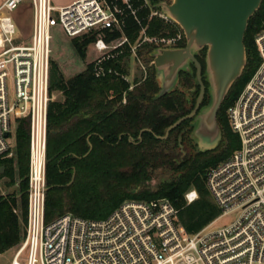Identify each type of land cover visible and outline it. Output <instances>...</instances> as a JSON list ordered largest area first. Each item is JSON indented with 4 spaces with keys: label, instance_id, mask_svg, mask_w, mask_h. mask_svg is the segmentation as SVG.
<instances>
[{
    "label": "built area",
    "instance_id": "built-area-1",
    "mask_svg": "<svg viewBox=\"0 0 264 264\" xmlns=\"http://www.w3.org/2000/svg\"><path fill=\"white\" fill-rule=\"evenodd\" d=\"M25 1L0 4V160L14 155L17 120L30 123L26 235L11 264H264V28L255 37L261 63L228 111L240 147L206 175L222 209L220 217L238 211L235 221L224 226L213 221L191 233L180 220V210L163 197L128 199L103 219L66 213L47 222L48 109L54 100L51 28L61 24L71 38L97 32L93 74L121 77L131 83L130 89L136 83L110 62L127 56L141 73V82L153 64L143 61L146 46H176L184 34H148L145 20L173 22L151 0H73L60 6L52 0H30L33 28L30 39L23 41L11 13ZM130 22L139 28L134 41L128 34ZM198 197L196 189L185 194L188 204Z\"/></svg>",
    "mask_w": 264,
    "mask_h": 264
},
{
    "label": "trees",
    "instance_id": "trees-1",
    "mask_svg": "<svg viewBox=\"0 0 264 264\" xmlns=\"http://www.w3.org/2000/svg\"><path fill=\"white\" fill-rule=\"evenodd\" d=\"M151 1L156 4L159 0ZM148 12L149 9L141 15L146 16ZM144 23L151 36L172 37L179 31L183 33L175 22L160 17ZM263 28L264 0L246 31L247 65L218 111L222 133L219 144L208 150L192 148L184 157L176 145L170 146L167 140L158 137L176 119H168L165 114L168 107L175 109V97L170 99L167 93L156 97L161 87L154 64L149 66L148 76L141 82L137 77L130 89L131 83L121 77H96L92 62L84 71L65 77L58 63L51 59L50 91L60 92L62 98L52 100L48 109L46 221L66 213L103 219L128 199L163 197L180 210V220L191 233L220 217L222 209L208 189L206 175L211 167L240 147V138L231 128L228 111L261 63L255 37ZM138 30L130 22L128 34L132 41ZM96 38L97 32H91L73 38V42L86 57L89 45ZM179 45H186L185 35ZM154 48L147 45L143 51L147 63L153 60ZM206 51L204 48L197 55L203 71ZM127 59L122 55L110 64L128 73ZM182 74L189 79L192 73L181 71ZM204 80L209 85L205 75ZM210 101L207 86L204 103L207 105ZM29 161L30 123L27 118H20L14 155L0 160V169L4 167L0 177L8 179V186H18L16 192L0 196V254L19 246L26 235ZM158 169H168L175 177L152 188L148 183ZM191 189H196L199 197L188 204L185 194Z\"/></svg>",
    "mask_w": 264,
    "mask_h": 264
},
{
    "label": "water",
    "instance_id": "water-1",
    "mask_svg": "<svg viewBox=\"0 0 264 264\" xmlns=\"http://www.w3.org/2000/svg\"><path fill=\"white\" fill-rule=\"evenodd\" d=\"M262 2L263 0H172L154 4L180 26L186 38L185 46L156 47L151 53L161 87L156 97L175 89L181 71L193 73L192 63L197 69V80L201 85L195 110L170 126L167 134L183 119L194 116L200 107L206 85L203 81L202 64L197 55L207 48L204 75L209 83L211 101L199 113L198 127L210 132L213 139L222 136L217 120L218 111L247 65L246 31L251 17L259 10ZM3 171L4 167L0 169V173Z\"/></svg>",
    "mask_w": 264,
    "mask_h": 264
},
{
    "label": "rangeland",
    "instance_id": "rangeland-1",
    "mask_svg": "<svg viewBox=\"0 0 264 264\" xmlns=\"http://www.w3.org/2000/svg\"><path fill=\"white\" fill-rule=\"evenodd\" d=\"M4 0H0V4H2ZM73 0H52L54 5H66L71 3ZM11 15L15 19L19 31H20V40L28 41L30 39L32 28H33V4L30 0H27L19 5V7L14 10ZM52 34V59L55 60L62 73L65 77H70L75 75L81 71H84L88 65V63L93 62V60L97 57L98 53L94 49L93 45L90 44L87 49V56L83 57L77 47L73 42V38L69 37L61 24H57L51 28ZM144 52H142L143 54ZM128 61V77L131 82L135 83L136 78L141 76V73L138 71L137 66L133 60ZM143 61L145 63L146 59L143 57ZM149 73V68L147 69V74ZM140 80V78H139ZM61 99L62 94L60 92H53V98ZM197 137L200 141V145L202 147L215 146L221 139V137L217 136L216 138H212L210 135H204L202 133L197 134ZM12 141L15 142V130H13ZM175 174L168 169H158L154 171L153 178L149 181V186L155 188L159 183L163 181H167L173 179ZM8 179L6 177H0V196H5L16 192L18 190L17 184L14 186L7 185ZM239 212L235 211L232 213L225 214L217 218L214 222V225L224 226L232 223L238 217ZM20 246H16L9 251L0 254V264H11L12 259L19 249Z\"/></svg>",
    "mask_w": 264,
    "mask_h": 264
},
{
    "label": "flooded vegetation",
    "instance_id": "flooded-vegetation-1",
    "mask_svg": "<svg viewBox=\"0 0 264 264\" xmlns=\"http://www.w3.org/2000/svg\"><path fill=\"white\" fill-rule=\"evenodd\" d=\"M175 47H182V46L178 44ZM192 66H193V73L191 74V78L188 79V77L185 74L180 75V80L177 86L175 87L176 91L172 94L170 93L171 91L168 92L169 94L167 93L170 99L175 97V109L172 106L168 107L165 110V114L168 119L170 118L174 119V117H176V119L166 127L164 135L158 136L159 138L164 137L161 139L167 140L170 146L176 145L179 151L182 153V157L187 156L190 153V149L192 148H198L200 150H208L214 148L219 144L221 140L220 139L217 145L213 147H202L197 137L198 132L204 134L205 136L210 135L212 137L210 132L202 131L198 127L199 126L198 115L201 112V110L208 105L204 103L207 97V86H209L205 83L204 80L205 70L203 71V81L206 85V92L200 104V107L197 110V113L192 117L183 119L180 124L173 127L167 134L168 128L170 126L175 124L178 120L189 115L192 111L195 110L197 106L198 98L201 92V85L197 80V69L194 63H192Z\"/></svg>",
    "mask_w": 264,
    "mask_h": 264
},
{
    "label": "crops",
    "instance_id": "crops-1",
    "mask_svg": "<svg viewBox=\"0 0 264 264\" xmlns=\"http://www.w3.org/2000/svg\"><path fill=\"white\" fill-rule=\"evenodd\" d=\"M55 99H58V97H57V98H54V100H55Z\"/></svg>",
    "mask_w": 264,
    "mask_h": 264
}]
</instances>
